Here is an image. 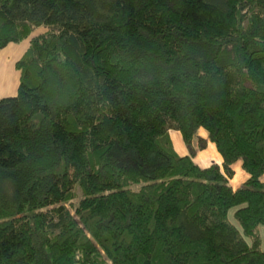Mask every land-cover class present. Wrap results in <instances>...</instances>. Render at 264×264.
Wrapping results in <instances>:
<instances>
[{"label": "trees", "instance_id": "obj_1", "mask_svg": "<svg viewBox=\"0 0 264 264\" xmlns=\"http://www.w3.org/2000/svg\"><path fill=\"white\" fill-rule=\"evenodd\" d=\"M28 39L0 264H264V0H0V52Z\"/></svg>", "mask_w": 264, "mask_h": 264}, {"label": "rangeland", "instance_id": "obj_2", "mask_svg": "<svg viewBox=\"0 0 264 264\" xmlns=\"http://www.w3.org/2000/svg\"><path fill=\"white\" fill-rule=\"evenodd\" d=\"M40 31H42V29ZM29 41H30V39H28L24 42H21L19 44H11L7 48H5L4 50H2L0 52V98H12V97L17 96L19 85H20V80H21V73L16 68V64L21 59L24 52L27 50V48L29 46ZM199 133L200 134H198V136H202L203 138H206L207 146L209 145V147L203 151H200L198 149L199 148L198 147V140L196 139L195 140V141H197L196 146L198 147L197 149L194 148L195 149V155H197L196 157H198V155H200V157L202 159V158H206V157H210V156L211 157L215 156L213 154H214L216 148L212 143L208 142V135L203 130H201V132H199ZM189 154H190V152H189ZM222 162H223V160H222ZM204 164H205L204 165L205 168H208L214 164L218 165L217 163L210 162V161L204 162ZM238 165L241 166V163L237 164V167H235V170L237 171V173L241 174L240 170H239L240 166H238ZM230 185L233 188H235V185H237L236 189H238L239 187H241V182H239L237 184H236V182H235V184L230 183ZM231 220L233 223L237 224L233 215L231 216ZM262 228L263 229H261V236L263 238V249H264V227H262ZM249 244L251 245L250 242H249Z\"/></svg>", "mask_w": 264, "mask_h": 264}, {"label": "crops", "instance_id": "obj_3", "mask_svg": "<svg viewBox=\"0 0 264 264\" xmlns=\"http://www.w3.org/2000/svg\"><path fill=\"white\" fill-rule=\"evenodd\" d=\"M201 132V131H200ZM200 134V133H199ZM170 137H171V140H172V142H173V146H174V148H175V150H176V152L181 156V157H186V156H189L190 154H189V151H188V149H187V146L185 145V143H184V140H183V138H182V135L179 133V132H171L170 133ZM200 137H202V136H200ZM203 138V137H202ZM205 140H206V138H204ZM196 140V139H195ZM194 140V143H193V147L195 148V149H197L198 147L196 146V143H197V141H195ZM211 145V144H210ZM209 147V145L207 146V148ZM197 155H195V159H194V161H195V163L197 164V165H199V166H201V168H205V164H204V162H214V163H217L218 165H220L221 166V164H222V158L219 156L218 158L217 157H215V156H210V157H206V158H202L201 159V157H200V155H198V157H196ZM200 157V158H199ZM238 166H240V165H238ZM235 167H237V165L235 166ZM235 167H234V171H235V176H234V178L230 181V183H234L235 184V182H236V184L237 183H239V182H241V186L245 183V181L248 179V175L241 169V166H240V168H239V170H240V173L241 174H239V173H237V171L235 170ZM236 187H237V185H235V188L234 189H236ZM261 229H263V228H261ZM260 229V230H261ZM262 249H263V238H262ZM264 250V249H263Z\"/></svg>", "mask_w": 264, "mask_h": 264}, {"label": "bare ground", "instance_id": "obj_4", "mask_svg": "<svg viewBox=\"0 0 264 264\" xmlns=\"http://www.w3.org/2000/svg\"><path fill=\"white\" fill-rule=\"evenodd\" d=\"M217 153V154H216ZM213 155H215V157H217L218 158V156H220L219 155V153L215 150V152H214V154Z\"/></svg>", "mask_w": 264, "mask_h": 264}]
</instances>
